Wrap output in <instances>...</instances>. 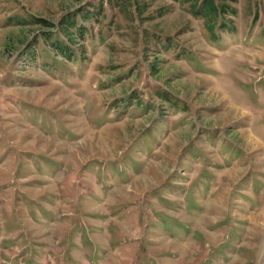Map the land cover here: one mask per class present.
Segmentation results:
<instances>
[{"label": "rangeland", "instance_id": "obj_1", "mask_svg": "<svg viewBox=\"0 0 264 264\" xmlns=\"http://www.w3.org/2000/svg\"><path fill=\"white\" fill-rule=\"evenodd\" d=\"M0 264H264V0H0Z\"/></svg>", "mask_w": 264, "mask_h": 264}]
</instances>
